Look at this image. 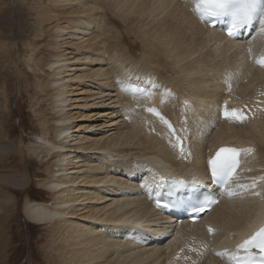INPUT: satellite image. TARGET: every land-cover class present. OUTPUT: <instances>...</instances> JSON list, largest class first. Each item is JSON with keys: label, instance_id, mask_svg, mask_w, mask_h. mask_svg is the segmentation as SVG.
Segmentation results:
<instances>
[{"label": "bare ground", "instance_id": "bare-ground-1", "mask_svg": "<svg viewBox=\"0 0 264 264\" xmlns=\"http://www.w3.org/2000/svg\"><path fill=\"white\" fill-rule=\"evenodd\" d=\"M46 3L49 12L51 5L55 10L60 8L59 14L63 16L56 17L47 28L46 52L33 64L48 77L40 85L44 93L40 101L54 102L51 107L54 113L51 118L39 119L44 136L28 149L37 157L42 153L50 155L46 166L50 179L37 184L52 192L53 208L31 201L27 193L30 181L27 171L4 167L5 159L14 152L21 157L24 154L20 150L21 141L15 145L7 143L8 136L4 137L0 129V264H11L3 255L12 236L3 239L15 217L16 196L11 189L26 192L20 203L25 219L49 227L56 249H52L56 255L52 260L56 264H192L202 256L200 264H234L229 260L234 252V240L241 236L239 241L244 240L264 222V150L253 147L255 141L264 146V66L257 63L264 56L261 24L264 12L253 14L254 28L248 36L241 29L239 37L232 38L197 18L192 10L194 0H47ZM98 9L115 14L125 26L126 35L133 34L139 40V48L128 43L127 36L122 38L125 49L121 44L113 46L100 39V33L111 31L110 27L103 29L104 25L97 23ZM44 16L45 12L39 10L35 20L43 22ZM109 20L120 26L114 18ZM69 37L76 38L71 42L66 40ZM67 45L73 50L68 51ZM71 59L91 62L92 66L97 62L95 66H99L82 70L76 76L68 74L72 77L64 79L68 70L65 62ZM121 61H131L136 69L125 63L121 65ZM159 66L171 69L172 82L161 81ZM112 72L115 79L116 75L119 78L114 84L115 97L108 94L114 86ZM85 77L104 81L105 89L99 90L95 98L112 97V102H119L118 117L125 115L126 119L118 120L120 126L111 135L87 136L81 144L75 143L80 146L71 147L66 141L73 128V122L69 121L75 116L63 105L68 99L64 96L77 88L78 84L72 86L69 81L80 82ZM121 81L134 83L151 94L122 93L118 91ZM103 92L106 94L100 96ZM2 93L0 98L4 100ZM72 98L69 97L70 102L75 100ZM165 102L177 109L171 111L163 105ZM99 103L102 102L91 104ZM223 104L230 113L239 110L244 118L221 117ZM150 105L171 119L181 137L183 153L163 120L146 111ZM5 106L1 104L0 111ZM102 115L104 119L107 117ZM82 116L85 120L89 118L87 113ZM0 127L3 128L1 120ZM225 144L240 150V163L220 191L216 205L202 219L177 223L164 214L165 207L154 205L163 176H182L185 180L208 183L209 159ZM115 153L130 155L128 164L113 160ZM242 173L249 180L248 196L243 195L237 201L229 196L224 198ZM145 217L147 229L137 230L138 221ZM205 224H210L213 231H207ZM132 228H136V233L129 232ZM166 233L171 238L163 243ZM205 247L224 255L216 263L207 260L208 254H203Z\"/></svg>", "mask_w": 264, "mask_h": 264}, {"label": "rangeland", "instance_id": "rangeland-1", "mask_svg": "<svg viewBox=\"0 0 264 264\" xmlns=\"http://www.w3.org/2000/svg\"><path fill=\"white\" fill-rule=\"evenodd\" d=\"M46 2L47 0H0V7H2V10L6 9L2 14V10L0 9V93H2L3 91L5 92L2 93L4 94L5 99L3 100L0 98V105L2 104V106H4V104H6V106L4 108L2 107L0 111V120L3 126V128L0 127V129L1 134L4 137L8 136V139H5L7 143H12L13 145H15L21 141L20 150L24 154V156L21 157L20 153L14 152V154L10 158L5 159L3 163V165H5L4 167L19 170L23 169L22 171H27V173L30 175V181L27 187L29 198L32 202L42 203L48 209H52V192L39 187L37 184L41 180L45 181L46 179H50L48 178V175L46 173V166L49 162L50 155L47 156L42 153L40 158L32 154V152H30L28 149L30 144L39 143V137L44 136L42 134V128L39 125V119H41L42 116L51 118L52 114L54 113L53 110H51L54 102L40 101V98L44 96L40 85L45 82L48 77L33 64V61L37 57L43 56V51L46 52L44 45L48 40V35H46L47 28L54 24L57 19L56 17L61 18L63 16L59 14L60 8H57V10H55L56 8L54 9V7L51 5L50 7H52V12H49V6ZM39 10L45 12V16L42 18L43 22H38L35 20V13ZM48 12L50 14L46 15V13ZM97 12L99 13L97 19V21H99L97 23L104 25L103 29L104 27H110L109 30L111 31L104 34L101 31L103 36L100 33V39L107 40L106 42H110V44H112L113 46L116 44H121L123 46L122 49H125L124 46L126 47V44L122 42V38L123 36H127V42H131V44H137L139 48V40L135 39L133 34L126 35L125 26L123 25L121 20L115 16V14L109 12L108 10H103L102 12V10L98 9ZM18 13L23 17H19L17 15ZM109 17L117 20L120 26L111 23ZM112 35H116V37H113ZM108 36L112 39L110 38V40ZM86 37L87 35L84 38L86 39ZM74 38L76 37H69L66 38V40L70 41L71 39L74 40ZM115 38H117L118 40ZM71 42L73 41L71 40ZM61 44L62 47L65 46V43L63 41ZM110 44L108 45V49L111 47ZM71 47L72 46L67 45L68 51L73 50V47ZM69 56L71 57L72 55L69 54ZM121 62L122 63L120 64L124 65L125 62ZM96 63H94L92 66L91 62L82 60L77 61L75 59H71V61H66L65 64L67 65L68 70L65 71L66 74L63 75L64 79H66V77H72L68 74H73V76H76L82 70L89 71L92 68H97L99 65L95 66ZM101 63L103 65L102 68H104L106 64L105 61ZM127 64L128 67L133 66L131 65V61H127L125 65ZM132 68L136 69L135 66H133ZM157 70L160 74L162 82H172L171 79L174 77V75L170 68L159 66L157 67ZM155 75L156 74H154V76ZM155 78L157 77L155 76ZM98 79V77L96 79H94V77H85L84 80L80 82H78L77 79L74 81H69L72 86H74L75 84L78 85L77 88L74 87L69 92V94H67L68 96H64L68 99L63 103V105H66L67 111H71V115L75 116L73 120L69 121L73 122V128L70 130L69 138L66 141V144L68 146H80L81 142L85 140L87 136L93 138V136H95L96 134L97 137L101 136V134H103V137L111 135L113 132L117 131V128L120 126L118 120L126 119L125 115H123V118L118 117V115H120L117 112V110L120 108L118 105L119 102H112V97L117 93V88L115 85L119 81L118 76L116 75L115 79V73L112 72L111 80L112 84L115 85L110 88L111 91L108 90V94L110 96L111 94H113L111 98H109V95H106L107 97L104 96L106 92H103L104 94H100V96H104L105 98H95L98 96L97 93L99 90L105 89V87L102 86L104 84V81ZM164 85H167V83ZM118 91L124 93L122 87L118 88ZM69 97H73L72 99L75 100L73 102H70L71 100L69 99ZM100 101L102 103H99L97 105L91 104L93 102ZM69 102L72 104H69ZM163 105L169 107L171 111L177 109V106L172 104L170 105L168 102L163 103ZM86 113L89 115L88 120L82 119V115ZM102 114H105L107 117L104 119ZM110 115L112 116L110 117ZM112 118L115 119L112 120ZM114 120L117 122V124H114ZM99 123L100 125H98ZM109 124L112 126H110ZM85 127L86 129H84ZM187 139L189 140V142L192 141V139L189 137ZM77 141H79L80 144H77L75 146V143ZM262 145L263 144L255 141V146L253 147H261L264 150V146ZM254 151H256V149H254ZM82 153H86V151H83ZM94 155L95 154L92 155V158L95 157ZM121 155L122 154L118 155L115 153L113 160L119 159L122 164H128V161H130V155L129 157ZM248 183L249 180L247 179V176H245V173L237 176V178L229 188L233 194L229 195L227 193L224 198L229 196L230 199L237 201L239 200L238 198L243 195L247 197L248 193L246 191L248 188H250V185ZM242 185H247V187H241ZM111 186L116 187V185L114 184H112ZM10 191L12 192L14 197L16 196L14 200L15 204L13 207V213L15 214V217L8 226L9 229H11V232L9 231V233H7L3 239H9L12 236L9 240H7L8 242H6L8 248L4 250V259L9 260L11 264H56L55 262H53V258L56 255L52 250L54 247L52 245V237L49 233V227L46 225H35L28 222L22 215L20 204L23 201L26 192L19 191L17 189H11ZM106 203L107 202H105V204ZM147 217L141 218L143 221H138L141 224L138 223V226L136 227L137 230L141 231L143 229L145 231L147 229V222H144ZM132 229L133 230L131 231L130 229L129 232L131 234L136 233V230L134 228ZM163 235V243H166L171 238L170 233H166ZM208 249L209 248L205 247V251L203 252V254H208V258L206 255V259L216 263L217 260H219L220 255H216L214 254V251H210ZM201 260H203V256L198 259V261H194L192 264H200Z\"/></svg>", "mask_w": 264, "mask_h": 264}, {"label": "snow or ice", "instance_id": "snow-or-ice-1", "mask_svg": "<svg viewBox=\"0 0 264 264\" xmlns=\"http://www.w3.org/2000/svg\"><path fill=\"white\" fill-rule=\"evenodd\" d=\"M264 12V0H194L193 11L197 13L201 20L212 21V18H219L228 16L230 20L226 25V30L229 36H233L238 31L239 27L250 22L253 14L258 10ZM261 24L264 25V19L261 20ZM264 30V29H262ZM257 63L264 66V56L257 59ZM122 90L130 92L132 94L142 93L144 95H150V91L147 89L139 88L135 84L130 82L125 83L121 81ZM153 87H158L153 85ZM147 111L156 115H160L157 109L148 108ZM225 116H234L237 119H243V116L239 115V110H233L231 113L225 107ZM161 119H164L161 117ZM165 123L171 128V124L165 120ZM178 140V146L183 153L184 149ZM240 150L234 148H221L216 152V155L209 160L211 167V173L213 178L223 179L224 183L231 179L235 173L238 161L236 160L237 153ZM245 151H253V149H246ZM163 179V177H161ZM186 186V182L183 179L173 180L170 189L179 191ZM254 186V185H253ZM241 187H247L242 185ZM228 194L232 195L231 190H228ZM169 195H173V191L169 192ZM215 203L214 200L205 198L200 207H196L195 211H204L203 205ZM157 207L161 206V200H156ZM165 206H167L165 204ZM209 231H213L209 228ZM257 250V251H254ZM218 255H224V253H218ZM234 264H264V226L257 230L251 237L243 240L236 246L235 252L231 253ZM259 256V260L257 259Z\"/></svg>", "mask_w": 264, "mask_h": 264}]
</instances>
